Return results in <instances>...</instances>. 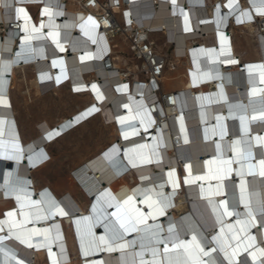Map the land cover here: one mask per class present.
<instances>
[{
	"label": "bare ground",
	"instance_id": "bare-ground-1",
	"mask_svg": "<svg viewBox=\"0 0 264 264\" xmlns=\"http://www.w3.org/2000/svg\"><path fill=\"white\" fill-rule=\"evenodd\" d=\"M37 1L0 0V205H10L0 207V264L39 257L44 264H264V34L251 21L264 22V0H239L231 18L237 0L115 7L150 36L162 32V46H170L159 92L136 73L124 84L116 68L135 66L125 36L116 38L113 69L106 70L108 40L95 32L92 15L71 0ZM238 29L256 39L258 59L241 62L233 53L229 34ZM156 51L167 55L158 43ZM176 63L183 73H166ZM26 68L37 94L66 87L85 95L53 125L38 120L28 140L11 99L12 79ZM163 79L176 90H165ZM160 92L173 94L171 104L157 103ZM95 116L112 127L110 140L71 170L88 204L67 190L36 187L32 170L48 162L46 145ZM21 156L28 157L23 164Z\"/></svg>",
	"mask_w": 264,
	"mask_h": 264
},
{
	"label": "rangeland",
	"instance_id": "rangeland-1",
	"mask_svg": "<svg viewBox=\"0 0 264 264\" xmlns=\"http://www.w3.org/2000/svg\"><path fill=\"white\" fill-rule=\"evenodd\" d=\"M247 34L249 33L247 32ZM156 40L167 56L171 57L170 46L163 47L162 38L157 37ZM248 41L250 42V46L254 45L253 38L248 37ZM250 49V53L253 52L254 48L250 47ZM175 68V71L167 70L166 73L176 72L175 74L180 76L183 73L182 64H176ZM30 75H32V70L29 68L25 69L24 73L18 71L15 79H12L13 87L11 88V99L24 140H28L29 137L37 135L34 126L38 120L47 119L50 124L53 125L55 121H58L64 116H69L72 112L77 110L78 107H81L82 102L85 100V95L80 96L73 94L66 87L54 90L45 95L37 94L33 79H30ZM173 84H175V81L168 83L166 79L162 80V85L167 88H172ZM37 126L39 127V124H36V128H38ZM111 134L112 127L107 124V121L100 116H95L69 135L60 137L54 142L47 144L46 149L50 158H47L45 161L48 160V162L43 167L35 171L32 170V176L36 187L48 186L56 195H60L65 190L70 191L79 203H84L86 206L89 202V198L86 197V193L83 191L78 180L74 178L71 170L81 161L92 156L106 145L110 140ZM27 158L28 157L21 156L19 159L20 164H23V161ZM4 165L6 169L12 167V159L8 158V161H5ZM119 184V187H121L123 183L120 182ZM44 188H41V190ZM1 206L5 208L10 205L1 204L0 207ZM186 207H190V203H187ZM183 210H174L172 213L177 218L178 214ZM2 213L4 212L0 211V214ZM182 215L183 214H179V218ZM64 226L66 229V225ZM183 234V231L178 232L174 236L166 237V240L170 242ZM69 249L71 257L74 259L75 251L72 248ZM80 256L81 255L78 254V257ZM35 264H44V262L39 257L36 258Z\"/></svg>",
	"mask_w": 264,
	"mask_h": 264
},
{
	"label": "built area",
	"instance_id": "built-area-1",
	"mask_svg": "<svg viewBox=\"0 0 264 264\" xmlns=\"http://www.w3.org/2000/svg\"><path fill=\"white\" fill-rule=\"evenodd\" d=\"M68 0H63L62 4ZM136 2L138 0H130V2ZM155 0H150L152 5H156ZM227 1V0H225ZM249 2V0H247ZM74 3L77 9H80L82 13H89L95 20L94 30L99 33V35L107 38V45L102 47L104 50L101 61H103L105 69L110 70L113 69V54L115 50H117V37H124L126 41H128L129 52L127 54L128 64L131 65L135 62V66L133 69L129 70L128 66L123 65L121 67L116 68L118 72L121 74V78L124 80V84L129 86L133 84L132 79L134 78V73L137 74L138 77L145 79H149L150 82H153L156 85L154 88L155 92H159L161 81L160 77L168 68L169 61L168 57L165 54H159L156 51L157 48V40H151L150 31L148 29H141L133 23L132 15H129L127 18L123 15L124 18H120L119 11L115 10V7H123L128 5L126 0H71ZM27 4H41L40 2H34L32 0L31 3ZM234 11L233 14L230 15V18L237 14L240 11L239 8V0L234 1L233 3ZM200 5V4H198ZM198 5H194V7H198ZM202 5H204L202 3ZM225 7V4L223 5ZM41 8L38 10L37 15L43 16L41 13ZM249 13L251 16H258V12L255 11L254 8H250ZM36 15V12L35 14ZM104 21H107L104 24ZM255 22L256 31L264 34V22L258 20L257 22L253 19L251 20ZM13 23V22H10ZM83 25V21L77 22V27H81ZM10 26H13L10 24ZM17 28V27H16ZM155 32V31H153ZM81 34V33H79ZM105 38V39H106ZM105 48V49H104ZM17 48H15V51ZM101 50V51H102ZM71 52V50H68ZM136 71V72H135ZM86 91V90H85ZM172 93L160 92L158 94L157 103H169L171 104ZM153 104V103H152ZM153 113V111H152Z\"/></svg>",
	"mask_w": 264,
	"mask_h": 264
},
{
	"label": "crops",
	"instance_id": "crops-1",
	"mask_svg": "<svg viewBox=\"0 0 264 264\" xmlns=\"http://www.w3.org/2000/svg\"><path fill=\"white\" fill-rule=\"evenodd\" d=\"M192 3L193 4L194 3H199V1H195V2H192ZM27 10H28V12L31 15H33L37 11V6H34V5L27 6ZM193 11L196 14H198V12L195 11V9H193ZM85 22L88 23L89 25H94L93 19H88ZM78 31L80 33H82L83 35H88V36L91 37V35H90L91 33H88V32L85 33L84 31H82L79 28H78ZM228 33H230V31H227L225 34L228 35ZM151 37L154 38V39H156L158 37V38H162V40H163L162 32H159L158 34H156V33L155 34H152ZM248 37L253 38L254 45H251L250 46V42L248 41ZM229 41H230V45H232L233 53L238 56V58H239V60L241 62H246V61H249V60H256V59H258L257 46H256L257 43H256V39L253 36H251V35H249L247 33H241L240 30L238 29V30H235L234 33L229 34ZM250 47L251 48L252 47L254 48L253 52H251V53H250V51H251ZM122 51H123L124 54H127L126 53L127 52L126 46H122ZM175 69H174V71H175ZM18 71L19 70H17V72ZM15 77H16V74H15ZM30 79H32V75H30ZM164 88H165V90H173V89H175L173 87L172 88H167L165 86H164Z\"/></svg>",
	"mask_w": 264,
	"mask_h": 264
},
{
	"label": "snow or ice",
	"instance_id": "snow-or-ice-1",
	"mask_svg": "<svg viewBox=\"0 0 264 264\" xmlns=\"http://www.w3.org/2000/svg\"><path fill=\"white\" fill-rule=\"evenodd\" d=\"M20 11H23V9H20ZM262 163H264V162H262ZM9 215H11V213H9Z\"/></svg>",
	"mask_w": 264,
	"mask_h": 264
},
{
	"label": "water",
	"instance_id": "water-1",
	"mask_svg": "<svg viewBox=\"0 0 264 264\" xmlns=\"http://www.w3.org/2000/svg\"><path fill=\"white\" fill-rule=\"evenodd\" d=\"M0 165H2V164H0ZM9 165H10V163H9Z\"/></svg>",
	"mask_w": 264,
	"mask_h": 264
}]
</instances>
